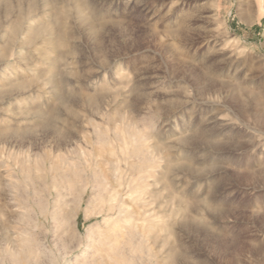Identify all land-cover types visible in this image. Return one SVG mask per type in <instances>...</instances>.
<instances>
[{
    "label": "rangeland",
    "instance_id": "rangeland-1",
    "mask_svg": "<svg viewBox=\"0 0 264 264\" xmlns=\"http://www.w3.org/2000/svg\"><path fill=\"white\" fill-rule=\"evenodd\" d=\"M0 264H264V0H0Z\"/></svg>",
    "mask_w": 264,
    "mask_h": 264
},
{
    "label": "bare ground",
    "instance_id": "bare-ground-1",
    "mask_svg": "<svg viewBox=\"0 0 264 264\" xmlns=\"http://www.w3.org/2000/svg\"><path fill=\"white\" fill-rule=\"evenodd\" d=\"M163 1H165V0H163ZM20 15V14H19ZM14 29H15V31L17 30V24H14ZM31 29H28V32L30 31ZM32 31V30H31ZM33 31H34V29H33ZM32 31V32H33ZM56 109V108H55ZM202 135V134H201ZM214 137V136H213ZM219 137V136H218ZM216 138V137H215ZM202 139H203V137H202ZM215 140V139H214ZM209 142V141H208ZM212 144H214V143H212Z\"/></svg>",
    "mask_w": 264,
    "mask_h": 264
}]
</instances>
